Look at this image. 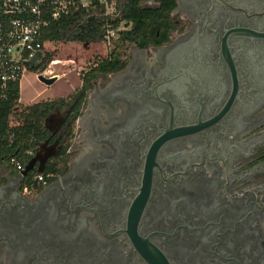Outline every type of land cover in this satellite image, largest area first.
Returning <instances> with one entry per match:
<instances>
[{
    "label": "flooded vegetation",
    "instance_id": "flooded-vegetation-1",
    "mask_svg": "<svg viewBox=\"0 0 264 264\" xmlns=\"http://www.w3.org/2000/svg\"><path fill=\"white\" fill-rule=\"evenodd\" d=\"M174 2L0 169V264H264V0Z\"/></svg>",
    "mask_w": 264,
    "mask_h": 264
},
{
    "label": "trees",
    "instance_id": "trees-1",
    "mask_svg": "<svg viewBox=\"0 0 264 264\" xmlns=\"http://www.w3.org/2000/svg\"><path fill=\"white\" fill-rule=\"evenodd\" d=\"M150 0H124L121 4V16L113 19L107 15L101 0H94L88 8L72 9L54 21L43 32V40L49 42L83 44L104 43L110 26L118 30L121 23L127 27L119 31L118 38L111 44L112 51L108 58L98 59V65L89 75H102L116 70L113 61H120L121 56L131 44L147 47L169 41L168 23L175 8L174 0H156L162 5L158 9H147L144 4ZM168 24V25H167ZM50 54H43L37 66L29 65V72L43 73ZM20 81H7L0 84V169L11 158H16L23 165L31 159L39 141L43 139L44 121L52 108L65 102V99L44 101L31 106L20 103ZM19 111V113H17ZM19 114L23 122L18 126L11 124L13 115Z\"/></svg>",
    "mask_w": 264,
    "mask_h": 264
},
{
    "label": "built area",
    "instance_id": "built-area-1",
    "mask_svg": "<svg viewBox=\"0 0 264 264\" xmlns=\"http://www.w3.org/2000/svg\"><path fill=\"white\" fill-rule=\"evenodd\" d=\"M93 3L94 0H0V84L9 80L21 83L29 65L37 66L46 45L52 43L43 40L44 30L72 9L88 8ZM101 3L109 17L121 16L120 1L101 0ZM126 29L124 23L117 31L109 26L104 43L111 46L119 31ZM10 163L19 173L24 169L16 158H11ZM37 180L42 181L43 175Z\"/></svg>",
    "mask_w": 264,
    "mask_h": 264
},
{
    "label": "rangeland",
    "instance_id": "rangeland-1",
    "mask_svg": "<svg viewBox=\"0 0 264 264\" xmlns=\"http://www.w3.org/2000/svg\"><path fill=\"white\" fill-rule=\"evenodd\" d=\"M121 3L124 0H118ZM112 46L105 43L83 44L79 42L61 43L52 42L47 44L43 53L50 54L51 60L46 63L47 68L41 75L49 78L57 75L59 79L51 86H46L37 81L39 73L27 72L22 79V102L28 103L34 96L46 89L42 95V99L51 97L68 95L80 85L83 69L89 68V63L105 58L111 51ZM43 58V57H42ZM60 62L55 64L54 62ZM50 71L52 73H50ZM19 113V111L17 112ZM23 122V118L19 114L13 115L11 124L18 126Z\"/></svg>",
    "mask_w": 264,
    "mask_h": 264
},
{
    "label": "crops",
    "instance_id": "crops-1",
    "mask_svg": "<svg viewBox=\"0 0 264 264\" xmlns=\"http://www.w3.org/2000/svg\"><path fill=\"white\" fill-rule=\"evenodd\" d=\"M49 78H51V77H49ZM58 79H59V77H57ZM57 79V80H58ZM39 80V77H37V81ZM40 81V80H39ZM41 82V81H40ZM42 83V82H41ZM44 84V83H43ZM47 86V85H46ZM81 86V82H80V85H78L77 87H75V89L76 88H78V87H80ZM20 89H21V95H22V90H23V87H22V82L20 83ZM74 89V90H75ZM73 90V91H74ZM46 91V89L45 90H43L42 92H40L39 94H37L36 96H34L28 103H24V102H22V98H20V103L22 104V105H24V106H31V105H35V104H37V103H40V102H44V101H52V100H56V99H60V98H62V97H65V96H67V95H62V96H56V97H51V98H48V99H42L41 97H42V95H43V93ZM73 91H71V93H73ZM71 93H69V94H71ZM68 94V95H69Z\"/></svg>",
    "mask_w": 264,
    "mask_h": 264
},
{
    "label": "water",
    "instance_id": "water-1",
    "mask_svg": "<svg viewBox=\"0 0 264 264\" xmlns=\"http://www.w3.org/2000/svg\"><path fill=\"white\" fill-rule=\"evenodd\" d=\"M38 77H39V80H40L42 83H44L45 85H47V86H51V85H53V84L57 81V79H58L57 77L47 78V77H45L44 75H41V74H40ZM36 161H38V157H35L34 159H32V160L27 164V166H26V168H25V171L22 172V178H23V177H26L27 174H28V172L31 171V170L33 169L32 166H33V164H34ZM40 162H41V164L44 163L43 160H40ZM40 172H42V170H40Z\"/></svg>",
    "mask_w": 264,
    "mask_h": 264
},
{
    "label": "bare ground",
    "instance_id": "bare-ground-1",
    "mask_svg": "<svg viewBox=\"0 0 264 264\" xmlns=\"http://www.w3.org/2000/svg\"><path fill=\"white\" fill-rule=\"evenodd\" d=\"M59 63H60V62L56 61V62H54V65H55V64H59Z\"/></svg>",
    "mask_w": 264,
    "mask_h": 264
}]
</instances>
